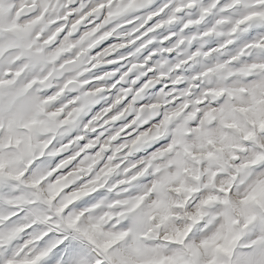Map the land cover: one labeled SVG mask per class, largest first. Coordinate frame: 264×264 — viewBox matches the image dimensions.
<instances>
[{"label": "clouds", "instance_id": "9594fccd", "mask_svg": "<svg viewBox=\"0 0 264 264\" xmlns=\"http://www.w3.org/2000/svg\"><path fill=\"white\" fill-rule=\"evenodd\" d=\"M27 2L21 0V3ZM129 2L81 0V5L72 9L76 13L75 19L81 16H89L90 19L65 37L71 46H65L64 41L59 44L48 42L47 34L55 30L51 19L34 30L33 39L44 45L43 51L48 56L55 55L64 47V51L50 63L28 70L29 76L40 81L34 87V94L44 102L47 113L54 114L51 123L54 126L62 125L64 120L70 118L74 121L66 129L63 142L67 143L69 137H77L85 124L89 129L84 132L85 137L97 126L103 129L96 137L95 142L99 147L95 151L65 161L64 167L69 170L60 178L58 188L51 194L52 198H59L58 203L67 211L69 206L92 195L100 184L109 185L104 194L105 201L140 198L133 213L107 229L121 230L118 225L126 221L127 229L123 230L131 233L127 238L109 245L110 253L126 251L133 239L141 241V252L129 257L132 264H206L211 259H216L218 264H229L231 257L228 253L216 252L215 245L206 248L201 243L224 223L221 216L223 204L218 201L205 205L203 201L209 195H216L220 201L228 199L238 202L249 194L253 185L255 191L264 193V169H251L247 182L242 183L233 179L230 168H215L217 175L211 178L213 183L210 184L207 170L213 164L196 162L189 157L186 158V166L193 171L182 173L181 179L170 184L159 185L157 181L175 172L169 161L175 159L176 152H182V146L174 148L171 153L166 149L175 140L177 129L187 127L185 141L198 145L192 120L189 119L193 114H196L194 119H203L201 113L218 112L225 104L240 106L245 102L246 106L254 105L257 110L264 111V52L251 48L247 53L251 59H241L233 64L228 60L231 49L208 51L213 40L220 43L233 38L241 39L252 29L264 28V24L248 19L254 13H264V4L259 0H241L244 7L224 14L222 18L229 23L217 24L213 37L197 36L193 39L194 34L200 32L199 25L191 32L186 31L182 25L186 22L187 14L176 13L174 5L177 0H168L172 7H168L157 21L161 27L151 32L143 44H135L145 34L141 32L140 36L136 35L137 31L150 23L148 17L156 9L157 0H137L133 8H128ZM170 17H175L173 23H169ZM233 32L236 33L235 37L230 35ZM109 34L118 43L96 52ZM172 34L175 40H171ZM258 36H264V31H258ZM125 46L131 49L125 56V63L115 71L104 72L103 79L93 83V69L112 63L114 54L120 53ZM152 52L156 54L152 55ZM253 63L254 67L251 66ZM246 65L247 70H243ZM225 86L232 89L234 95L214 94L215 90ZM85 96L90 104L86 110L79 111L83 108ZM116 116L120 119L114 120ZM125 125L131 127L132 131L121 133ZM209 126L217 130L220 128L219 123L213 125L212 121L206 122L205 127ZM224 131L241 144L244 143L239 131ZM117 134L120 142L112 140V136ZM132 141L137 142L140 151H123V144L131 145ZM158 145L165 149L164 156H158V163L155 164L160 172H153L151 179H146L139 175L140 161L144 159L140 153L151 156ZM220 146L218 140L215 147ZM254 147L248 145V153H240L241 159L251 156ZM80 148L77 141L68 151L76 153ZM208 150L212 149L209 146L203 149ZM193 151L200 152L202 149L194 147ZM232 151L225 148L222 155L234 166ZM54 161L55 158L45 159L43 163L51 167ZM69 164L73 167H69ZM195 170L201 173L199 180L195 178ZM93 172L101 176L97 183H93ZM229 180L232 183H228ZM181 181L184 186L177 191ZM161 200L163 202L157 205V201ZM93 215L90 213L83 217L82 223ZM60 222L62 218L57 219V224ZM28 226L32 227V232L27 237L21 236L20 240L24 241L33 259L40 257L37 264H66L67 250L57 251L59 245L54 243L57 239L54 234L56 228L50 223L36 220L30 221ZM231 235L226 231L224 238L217 243L232 247L228 243ZM98 239L102 241L104 238L98 236ZM250 239L238 241L241 247L237 251H242V246ZM90 255L95 259L100 253L91 249ZM107 259V255L102 256L101 264Z\"/></svg>", "mask_w": 264, "mask_h": 264}, {"label": "snow or ice", "instance_id": "6c2138e0", "mask_svg": "<svg viewBox=\"0 0 264 264\" xmlns=\"http://www.w3.org/2000/svg\"><path fill=\"white\" fill-rule=\"evenodd\" d=\"M259 2L264 4V0ZM136 3L137 0H130L128 8H133ZM80 5L81 0H28L26 4L21 3V0H0V264H37L40 257L33 259L28 254L24 241L20 240L21 236L27 237L32 232V227L28 226L32 220L50 223L56 228L54 234L57 239L54 243L59 245L57 251L67 250L66 264H101V257L105 255L108 259L104 264H132L129 257L139 254L142 250L141 241L133 239L126 251L110 253L109 245L121 238H127L131 233L123 230L127 229L126 221L118 225V229L121 230H107L118 220L133 213L140 198L137 200L114 198L105 201L104 194L109 185L100 184L92 195L69 206L65 211L58 203L59 198L53 200L51 195L58 188L60 178L69 170L68 167H64L65 161L95 151L99 147L95 142L96 137L103 129L97 126L91 129L88 137H85L84 132L89 131L85 124L77 137H69L67 143L63 142L66 129L74 121L70 118L64 120L62 125L54 126L51 123L54 114L47 113L44 102L34 94V87L40 81L29 76L28 70L50 63L56 55L64 51V47L55 55L48 56L43 51L44 45L33 39V33L38 25L51 19L55 30L47 34L48 42L55 41L59 44L64 41L65 46H71L65 37L90 19L89 16L75 19L76 13L72 9ZM168 7H172L168 0H157L156 9L148 17L150 23L136 33L137 36H140L141 32L145 34L136 40L135 44H143L151 32L161 27L157 21ZM243 7L241 0H213L211 8L204 7L197 16L195 14L197 0H177L174 10L180 15H185V10L193 11V15L187 17L182 27L191 32L194 26L199 25L200 32L194 34L195 39L197 36L213 37L217 24L229 23L222 18L223 15ZM216 8L222 9L223 15L215 16L213 13L210 16L209 13ZM248 19L264 24V13H254ZM174 21L175 17L169 18V23ZM258 31H264V28L252 29L241 39L233 38L220 43L213 40L208 51L212 52L217 48L231 49L228 60L233 64L241 59H251L247 55L249 49L256 48L264 52V36H258ZM230 35L235 37L236 33ZM175 39V35L172 34L171 40ZM114 43L118 41L109 34V38L96 48V52ZM130 51L131 49L125 46L120 53L114 54L112 63L93 69L92 82L103 79L104 72L119 68L125 63V56ZM251 66L254 67L255 64ZM247 67L244 66L243 70H247ZM214 94L229 96L234 95V92L225 86L215 90ZM82 103L83 108L79 111L88 108L89 98L85 96ZM195 116L196 114H193V117ZM200 116L203 119L189 118L192 120L198 145L185 141L184 133L188 131L187 127L177 129L175 140L166 149L171 153L174 148L182 146V152H176L175 159L169 161L175 172L164 176L157 184H170L181 179L182 173L193 171L186 166V158L189 157L196 162L207 161L213 164V167L207 170L210 184L213 183L211 178L217 175L215 168H230L234 174L233 179L242 183L247 182L251 169H264V139H261L264 137V111L257 110L254 105L246 106L245 102L240 106L225 104L218 112L208 111L201 113ZM119 119V116L114 117V120ZM208 121H212L213 125L219 123L220 128L217 130L214 126L205 127ZM224 129H235L242 133L244 143L241 144L234 137L227 135ZM120 131L126 134L131 132L132 128L125 125ZM112 140L120 142L119 134L112 136ZM218 140L221 146L217 148L215 146ZM77 141L81 145L80 150L76 153L68 151ZM248 145H254V150L251 156L241 159L240 153L247 154ZM206 146L212 150L203 151ZM194 147H199L202 151L195 152ZM225 148L233 150L231 159L234 166L222 155ZM130 149L133 152L140 151V146L136 141H132L131 145L123 144V151L127 152ZM153 153L151 156L140 153L144 159L140 161L139 175L146 179H151V173L160 172L155 164L158 163V156H164L165 149L158 145L153 149ZM52 158H55L54 163L51 167H46L43 161ZM69 167L73 165L69 164ZM194 175L197 180L201 178L199 170H195ZM92 176L95 177L93 183L101 180V176L96 172H93ZM228 183H232V180ZM183 186L181 181V186L176 190L181 191ZM218 201L224 206L221 213L224 223L216 232L205 237L201 241L202 245L206 248L215 245L216 252L228 253L231 257L229 264H264V193L255 191L253 185L249 194L238 202L228 199L220 201L218 196L209 195L203 203L207 205ZM162 202L157 201V205ZM73 208L76 211H72ZM90 213L94 214L92 218L82 223L83 217ZM58 218H62L59 224ZM226 231L232 233L228 241L232 247L217 243L224 238ZM98 236H103L104 239L101 241ZM248 237L251 239L242 246L243 250L237 251L238 247H241L237 242ZM48 238L50 237H45ZM91 249H96L100 255L93 259L90 255ZM206 264L218 262L211 259Z\"/></svg>", "mask_w": 264, "mask_h": 264}, {"label": "rangeland", "instance_id": "374dc122", "mask_svg": "<svg viewBox=\"0 0 264 264\" xmlns=\"http://www.w3.org/2000/svg\"><path fill=\"white\" fill-rule=\"evenodd\" d=\"M212 3H213V0H197V8L195 9V14L198 16L204 7H210ZM213 13L215 14V16L223 15L222 9L220 8L213 9V11L209 13V15L211 16L213 15ZM185 14H187V16H192L193 11L185 10Z\"/></svg>", "mask_w": 264, "mask_h": 264}]
</instances>
